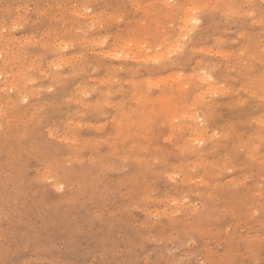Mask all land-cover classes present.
<instances>
[{"label": "rangeland", "instance_id": "374dc122", "mask_svg": "<svg viewBox=\"0 0 264 264\" xmlns=\"http://www.w3.org/2000/svg\"><path fill=\"white\" fill-rule=\"evenodd\" d=\"M165 1L0 0V27H5L0 28V45H3L0 46V87H4L3 91L0 88V97L4 100L0 98L3 102H0V113L2 109L6 111L0 114V264H264V155H261L264 154V139L261 140V135L254 133L255 120L264 119V85L257 86L258 78L264 75V63L260 65L264 55L261 47L254 44L251 51L246 53L247 57L239 53L248 35L258 41L262 39L259 32L262 28L258 30L257 23H254L264 21V0H187L188 3H184L185 0H168L169 7L164 5ZM189 5L194 8V13L193 9H188ZM193 5L199 8L198 11ZM172 6L174 9L170 8ZM226 7L232 10L227 11L229 14L225 13ZM193 14L197 16L196 20ZM89 19L93 24L88 23ZM250 19L255 21L251 22ZM78 22L82 29L78 27ZM170 22L172 24L169 25ZM163 23L168 26L165 27ZM152 24H157L155 30ZM184 24L189 26L185 27ZM176 25L179 27L176 28ZM190 25L195 27L192 29ZM181 27L183 31L179 32ZM86 30H92L91 34H87L89 32ZM56 32L64 39L60 35L58 37ZM137 35L138 41L142 38L146 42H138L134 38ZM10 38L17 49L9 45ZM81 38L86 40V44ZM132 38L137 41L135 44ZM115 42H119L117 48ZM43 44H46L44 48ZM121 44L123 47L119 48ZM169 44H175V48L169 49ZM10 46L12 49H9ZM87 46L90 50L85 48ZM154 46L164 53L166 50L168 59ZM152 48L157 52L149 50ZM19 49L21 53L18 54ZM169 50H173V55ZM12 52H17L15 54L18 56L13 57ZM130 52L141 55L130 58ZM156 56L162 60H156ZM17 57L20 61H16ZM63 62H70L71 65ZM220 64L223 65L221 68ZM105 67L107 71L111 67L110 71L107 72ZM239 73L242 76L239 77ZM255 74L258 77L253 80ZM160 75L167 80L170 78L171 82L166 80L161 84L165 79ZM157 76L161 77V81L157 80ZM199 76H206L210 83L215 80V86L224 85L213 91L207 90L208 85L204 87L206 84H202ZM5 78L10 79L7 81ZM96 78L99 82L103 80V84H99ZM105 78L111 81L106 83L108 86L105 85ZM147 78L154 79L153 86L147 87ZM181 78L189 79L185 81ZM113 79L119 83H113ZM12 81L18 82L20 91L24 89L26 92H20V96L14 95L15 91L10 87ZM22 82H26V87ZM147 82L150 81L147 79ZM180 82L185 85L183 92L190 104L187 106L189 110L185 108L183 112L189 113L191 110L192 116L194 111L196 117L193 114L194 119L190 122L188 117L176 112L175 117H171L173 121L170 120L172 127H169V132L174 131L171 128L177 130L178 127L179 136L189 137L190 147L186 155L174 153L166 144L155 151L142 153L134 146L138 133L133 132V135L130 133L126 137L129 140L126 139L123 146L117 147L120 140L112 139L111 109L104 105L103 100L109 98L114 103L121 101L126 109H132L136 104L135 109L141 110L142 103H135L132 97L134 84L141 87L142 93L155 96L158 90L163 91L165 87H174ZM142 83H146V87ZM100 85H104L103 88ZM117 87H121V91ZM220 89L225 90L223 94L217 93ZM32 91L36 92L34 96ZM206 91H210V95L205 96L208 94ZM175 92L178 94L180 91ZM23 93L29 94L30 99L22 98ZM129 98L133 99L132 102ZM23 102L26 103L23 105ZM178 103L175 101V105L180 106L181 103ZM19 108L21 112H18ZM29 111L33 113L28 115ZM180 117L185 124L181 123L183 120ZM14 122L20 125L15 126ZM1 126L12 128L6 130ZM188 126L195 129L193 134L188 132ZM193 136L194 141L191 139ZM240 136L247 144L245 148ZM206 145L209 147L206 158L194 154ZM255 150L260 155L251 154ZM186 159L189 163H186ZM183 162L186 164L184 170ZM171 166L176 170L173 168V171Z\"/></svg>", "mask_w": 264, "mask_h": 264}, {"label": "bare ground", "instance_id": "6f19581e", "mask_svg": "<svg viewBox=\"0 0 264 264\" xmlns=\"http://www.w3.org/2000/svg\"><path fill=\"white\" fill-rule=\"evenodd\" d=\"M166 1H168V0H166ZM165 1V2H166ZM179 1V0H178ZM215 1V0H214ZM213 1V2H214ZM217 1V0H216ZM235 1V0H234ZM245 1V0H244ZM248 1V0H247ZM154 2V1H153ZM164 2V1H163ZM180 2V1H179ZM181 2H184V1H181ZM188 3V1L187 0H185V2L184 3ZM203 2V1H202ZM230 2V1H229ZM228 2V3H229ZM233 2V1H232ZM242 2H243V0H242ZM246 2V1H245ZM168 3H169V1H168ZM168 3L166 2V3H164V5H167L168 7H169V5H168ZM173 3V2H172ZM175 3H176V5H177V3L178 2H176L175 1ZM183 3V4H184ZM208 3V2H207ZM221 2H219V4H220ZM231 3V2H230ZM8 4V3H7ZM156 4H158V3H156ZM161 4H163V3H161ZM204 4H206V2H204ZM215 4H216V2H215ZM223 4H225V3H223ZM222 4V5H223ZM234 4V3H233ZM247 4V3H246ZM152 5H153V3H152ZM174 5V4H173ZM211 5H212V3H211ZM244 5H245V3H244ZM155 6V5H154ZM153 6V7H154ZM156 6H158V5H156ZM155 6V7H156ZM190 6V5H189ZM196 6V5H195ZM194 5H193V7H195ZM201 6H202V4H201ZM206 6V5H205ZM213 6H214V4H213ZM229 6V5H228ZM235 6V5H234ZM264 6V5H263ZM38 7V6H37ZM36 7V8H37ZM69 7V6H68ZM160 7V6H159ZM174 6H172V7H170V8H173ZM232 7V6H231ZM162 8V7H161ZM203 8V7H202ZM212 8V7H211ZM210 8V9H211ZM220 7H218V9H219ZM238 8V7H237ZM236 8V9H237ZM263 8V7H262ZM9 8H7V12L9 11L8 10ZM152 9V8H151ZM160 9V8H159ZM174 9V8H173ZM177 8L175 7V11H177L176 10ZM181 9V8H180ZM188 9H193V13H194V8H192V6H190V8H188ZM195 9H196V7H195ZM199 9V8H198ZM198 9H196L197 11H198ZM205 8H203V10H204ZM207 9H209V7L207 8ZM209 9V10H210ZM235 9V10H236ZM84 10V9H83ZM154 10V9H153ZM179 10V9H178ZM183 10H185V8H183ZM212 10H213V8H212ZM223 10V9H222ZM220 11V12H223V11ZM234 10V9H233ZM11 11V10H10ZM75 11V10H74ZM85 11V10H84ZM150 11V10H149ZM156 11V10H155ZM168 11H169V9H168ZM174 11V12H175ZM181 10H179V12H180ZM186 11V10H185ZM184 11V12H185ZM215 11V10H214ZM217 11V10H216ZM225 11V10H224ZM227 11L229 12V11H232V10H227V7H226V14H229V13H227ZM250 11V10H249ZM12 12V11H11ZM11 12H10V14H11ZM65 12V11H64ZM80 12H82V11H80ZM169 12H171V11H169ZM220 12H218V13H220ZM240 12V11H239ZM238 12V13H239ZM264 12V11H263ZM9 13V12H8ZM77 13V12H76ZM163 13V12H162ZM168 12H166V13H164V14H167ZM173 13V12H172ZM181 13V12H180ZM248 14H249V12H247ZM252 13V12H251ZM154 14V13H153ZM174 14H178V13H174ZM183 14V13H182ZM201 14V13H200ZM232 14V13H231ZM240 14V13H239ZM242 14V13H241ZM191 15V14H190ZM244 15V14H243ZM247 15V14H246ZM6 16H7V14H6ZM94 16V15H93ZM160 16H161V14H160ZM175 16V15H174ZM177 16V15H176ZM188 16H189V14H188ZM192 16H194V14L192 15ZM196 16V15H195ZM195 16H194V19L196 20V18H195ZM210 16V15H209ZM245 16V15H244ZM263 16V15H262ZM83 17V16H82ZM98 17V16H97ZM159 17V16H158ZM162 17H163V15H162ZM161 17V18H162ZM168 17H169V14H168ZM168 17H165V18H167L168 19ZM180 17V16H179ZM179 17H177L178 19H181V18H179ZM197 17V16H196ZM246 17V16H245ZM248 17V16H247ZM8 18V17H7ZM86 18H88V17H86ZM93 18V17H92ZM92 18H90V19H92ZM164 18V17H163ZM185 18V17H184ZM187 18H189V17H187ZM186 18V19H187ZM205 18V17H204ZM259 18V17H258ZM2 19V18H1ZM0 19V20H1ZM9 19V18H8ZM89 19V20H90ZM166 19V20H167ZM190 19H193V18H190ZM203 19V18H202ZM4 20V19H3ZM2 20V21H3ZM10 20H11V18H10ZM73 20V19H72ZM83 20V19H82ZM85 20V19H84ZM83 20V21H84ZM101 20V19H100ZM165 20V21H166ZM170 20H173L172 18L170 19ZM169 20V21H170ZM177 20V19H176ZM187 20H189V19H187ZM194 20V22L196 23V21ZM251 20V19H250ZM92 21H93V19H92ZM91 20H90V22H88V23H91L92 22ZM104 21V20H103ZM168 20H167V22H169ZM178 22H179V20H177ZM176 21V22H177ZM182 21V20H181ZM180 21V22H181ZM252 21H255V20H251V22ZM258 21V20H257ZM255 22L254 24H256L257 25V28H258V30L259 29H261V31L259 30V32L261 33V36H262V39L260 40V41H258L257 39H254L253 38V36H250L249 37V35H248V37H247V39H245L244 40V42L241 44V47H240V49H238V50H240L239 51V53L241 52V53H243V55L245 54L246 55V53H248L249 51H251V48H253L254 46H253V44L254 45H258V46H260L261 47V49H262V51H263V55H264V21L262 20V23L261 24H259L258 22ZM65 22V21H64ZM85 22V21H84ZM156 23V21H153V23ZM184 21H182V23H183ZM72 23V22H71ZM100 23V22H99ZM136 23V22H135ZM161 23V22H160ZM181 23V24H182ZM185 23H187V21L185 22ZM193 23V22H192ZM191 23V24H192ZM199 23H200V21H199ZM213 23V22H212ZM4 24L6 25V22H4ZM8 24V23H7ZM66 24V23H65ZM82 24H84V23H82ZM87 24V23H86ZM92 24H93V22H92ZM101 24V23H100ZM170 24H172L171 22L169 23V25ZM77 25V24H76ZM132 25H134V24H132ZM137 25V24H136ZM157 24H155V26H156ZM163 25H165V27H167L166 26V24H164L163 23ZM185 25V27L186 26H189V24L187 25V24H184ZM184 25L182 26V27H184ZM193 25V24H192ZM198 25V24H197ZM80 26H82V25H80ZM87 26V25H86ZM92 26V25H91ZM90 26V27H91ZM152 26H154L153 24H152ZM155 26H154V30H155ZM2 27V26H1ZM0 27V28H1ZM4 27V26H3ZM2 27V28H3ZM78 27H79V22H78ZM93 27V26H92ZM158 27H159V25H158ZM162 27L163 26H161V29H162ZM176 28H178L179 26L178 25H176L175 26ZM182 27H181V29H180V31L179 32H181V31H183L182 30ZM192 26L190 25V28H191ZM193 27H195V26H193ZM193 27H192V29H193ZM5 28V27H4ZM58 28V27H57ZM79 28H81V27H79ZM55 29V28H54ZM82 29V28H81ZM96 29H98V28H96ZM167 28H165L164 30H166ZM184 29V28H183ZM195 29V28H194ZM2 30V29H1ZM4 30V29H3ZM62 30V29H61ZM79 30V29H78ZM93 30V29H92ZM91 30V31H92ZM138 30V29H137ZM151 30V29H150ZM159 30V29H158ZM170 31V30H172L171 28L170 29H167V31ZM177 30V29H176ZM199 30H200V28H199ZM86 31H88V30H86ZM90 31V32H91ZM133 31V30H132ZM132 31H131V35H133L132 34ZM55 32V31H54ZM89 32V31H88ZM87 33V34H91V33ZM136 32V31H135ZM163 32V31H162ZM161 32V33H162ZM57 34H58V32H56ZM64 33V32H63ZM84 34L86 33V32H83ZM146 33V32H145ZM161 33H160V35H161ZM174 33V32H173ZM188 33V32H187ZM186 33V34H187ZM189 33H190V31H189ZM62 34V33H61ZM87 34H86V36H87ZM93 34H95V33H93ZM129 34V35H130ZM136 34V33H135ZM147 35H148V32L146 33ZM163 34H164V32H163ZM177 34V33H176ZM252 34V33H251ZM250 34V35H251ZM1 35V34H0ZM4 35V34H3ZM48 35H50V34H48ZM59 35H60V33L57 35L58 37H59ZM128 35V36H129ZM146 35V36H147ZM151 35V34H150ZM154 35V34H153ZM152 35V36H153ZM159 35V36H160ZM165 35V34H164ZM174 35V34H173ZM6 36V35H5ZM56 36V37H57ZM61 36L62 35H60V38H61ZM85 36V37H86ZM97 36V35H96ZM95 36V37H96ZM149 36V35H148ZM147 36V37H148ZM151 36V40L153 39V37ZM177 36V35H176ZM1 37V36H0ZM7 37H8V35H7ZM10 37V36H9ZM63 37V39H64V36H62ZM140 37V36H139ZM142 37V36H141ZM161 37H162V35H161ZM169 37H170V35H169ZM172 37V36H171ZM178 38H180V37H182V36H180L179 37V35L177 36ZM177 37H175L176 39H177ZM256 37V36H255ZM3 38V37H2ZM12 38V37H11ZM10 38V39H11ZM52 38V37H51ZM82 38H83V36H82ZM81 38V39H82ZM87 38H88V36H87ZM93 38V37H92ZM91 38V39H92ZM97 38H98V36H97ZM96 38V39H97ZM120 38V37H119ZM128 38H130V40H131V37H128ZM134 38H137V41H138V35H137V37H134ZM145 38V37H144ZM160 38V37H159ZM163 38V37H162ZM164 38H166V36H164ZM173 38V37H172ZM80 39V40H81ZM89 39H90V37H89ZM89 39H87V40H89ZM116 39H118V38H116ZM121 40L120 41H122V43H124V41L122 40V38H120ZM133 39V38H132ZM142 38H140V40H141ZM166 39H168V38H166ZM174 39V38H173ZM175 39V40H176ZM186 39V38H185ZM197 39V38H196ZM242 39V38H241ZM259 39V38H258ZM83 40V39H82ZM85 40V39H84ZM83 40V41H84ZM102 40V39H101ZM110 40V39H109ZM108 40V41H109ZM125 40V39H124ZM127 40V39H126ZM139 40V41H140ZM147 40H148V38H147ZM160 40V39H159ZM177 40H179V39H177ZM183 39H181V41H182ZM217 40H219V39H217ZM221 40V39H220ZM55 41V40H54ZM99 41V40H98ZM104 41V40H103ZM102 41V42H103ZM106 41V40H105ZM117 41V40H116ZM136 40L134 41V39L132 40V42H133V44H135L134 42H137ZM138 41V42H139ZM143 41H145L144 39L143 40H141V42L143 43ZM156 41V40H155ZM157 41H158V38H157ZM165 41V40H164ZM184 41V40H183ZM182 41V42H183ZM215 42H216V40H214ZM222 41V40H221ZM241 41V40H240ZM254 41V42H253ZM9 42V41H8ZM12 42H14V41H12V39H11V42L9 43V45L12 43ZM18 42V41H17ZM16 42V43H17ZM53 42V41H52ZM58 42V41H57ZM100 42V41H99ZM146 42V41H145ZM144 42V43H145ZM149 42V41H148ZM147 42V43H148ZM151 42V41H150ZM159 42V41H158ZM160 42H163V41H161L160 40ZM1 43V42H0ZM42 43H44V42H42ZM55 43V42H54ZM84 43V42H83ZM82 43V44H83ZM157 43V42H156ZM165 43V42H164ZM173 43V42H172ZM174 43H177V41L176 42H174ZM181 43V42H180ZM75 44V43H74ZM85 44H86V40H85ZM115 44H117L116 42H115ZM118 44H119V42H118ZM117 44V46H115L116 48L119 46ZM140 44V43H139ZM155 43H153V45H154ZM158 44V43H157ZM161 44V43H160ZM167 44H168V42H167ZM216 44V43H215ZM5 45V44H4ZM8 45V46H9ZM13 44H11V46H12ZM17 45H20V44H18L17 43ZM41 45V44H40ZM39 45V46H40ZM46 45V44H45ZM45 45L43 44V48L45 47ZM48 45V44H47ZM52 45V44H51ZM76 45V44H75ZM104 45H105V43H104ZM103 45V46H104ZM110 45H111V43H110ZM141 45V44H140ZM165 45V44H164ZM172 45V44H171ZM170 44H169V46L171 47V48H169V46H167V49L169 48V49H172V47H174V45L173 46H171ZM0 46H2L3 47V45H0ZM11 46H10V48L9 49H12L11 48ZM14 46V48H16L17 49V47H15V44L13 45ZM12 46V47H13ZM83 46V45H82ZM106 46V45H105ZM124 46V47H123ZM122 46V44H121V46L119 47V48H121V47H123V48H125L126 49V47H125V43H124V45ZM133 46V45H132ZM132 46H130V47H132ZM145 46H147V45H145ZM158 46H159V44H158ZM160 46H163V43L160 45ZM183 46V45H182ZM211 46V45H210ZM215 46H217V45H215ZM253 46V47H252ZM19 47V46H18ZM21 47V46H20ZM48 47V46H47ZM50 48H51V46H49ZM60 47V46H59ZM58 47V48H59ZM144 47V46H143ZM152 46L150 45V48H151ZM165 47V49H166V46H164ZM214 47V46H213ZM80 48V47H79ZM85 48H87L88 50H90V48H88V46L87 47H85ZM94 48V47H93ZM107 48V47H106ZM114 48V47H113ZM116 48H114V50L116 49ZM122 48V49H123ZM137 48V47H136ZM153 48H155V49H157L158 51L160 50V49H158L157 48V46L155 47H153ZM153 48L152 49H149V50H152V52H157L156 50L155 51H153ZM175 48V47H174ZM198 48H200V47H198ZM216 48V47H215ZM2 49V48H1ZM0 49V50H1ZM4 49V48H3ZM95 49V48H94ZM104 49H105V47H104ZM124 49V50H125ZM141 49V47H139V50ZM182 49H183V47H182ZM189 49V48H188ZM187 49V50H188ZM208 49H210V48H208ZM6 50H8V49H6ZM48 49H46L45 51H47ZM92 50V49H91ZM98 50H99V48H98ZM113 50V49H112ZM138 50V49H137ZM136 50V51H137ZM177 49H175V51H176ZM178 50H180L181 51V49H178ZM192 50V52H193V49H191ZM211 50V49H210ZM210 50H208V51H210ZM217 50V49H216ZM253 50V49H252ZM13 52L15 51V50H12ZM19 51H20V49H19ZM23 51V50H22ZM106 51V50H105ZM105 51H102V52H104L105 53ZM122 50H120V52H121ZM131 51V50H130ZM135 51V52H136ZM141 51H143V49L141 50ZM160 51H162L163 52V50H160ZM165 51V53L163 52V54H165L166 55V57H167V59H168V56L169 55H167V52H166V50H164ZM170 51V54H172V51L173 50H169ZM190 51V50H189ZM195 51V50H194ZM220 51V50H219ZM7 52V51H6ZM5 52V53H6ZM13 52H12V55H13V57H16V56H18V54L19 53H21V51L20 52H18V54H15V53H17V52H15L14 54H13ZM93 52V51H92ZM135 52H133L134 54H135ZM177 52H179V51H177ZM177 52H175L174 54H176ZM191 52V51H190ZM203 52V51H202ZM214 52V51H213ZM218 52V51H217ZM224 52V51H223ZM4 53V52H3ZM74 53V52H73ZM94 53V52H93ZM99 53V52H98ZM101 53V52H100ZM99 53V54H100ZM104 53H103V55H104ZM119 53V52H118ZM122 53H124V52H122ZM131 54V52H130V54L132 55V57L131 56H129L130 58H135V56L137 55H134V54ZM138 53H139V51H138ZM142 53V55L145 53L144 51L143 52H141ZM147 53V52H146ZM204 53H207V52H204ZM215 53V52H214ZM1 54H2V52H1ZM162 54V55H163ZM194 54V53H193ZM208 54H212V53H208ZM225 54V53H224ZM250 54V53H249ZM253 54V53H252ZM3 55V54H2ZM5 55V54H4ZM7 55V54H6ZM16 55V56H15ZM70 55V57L72 58V54H69ZM111 55V54H110ZM115 55V54H114ZM122 54L120 53V56H121ZM138 55H141V54H138ZM137 55V56H138ZM161 55V56H162ZM173 55V54H172ZM213 55V54H212ZM217 55H219V54H217ZM239 55H242V54H239ZM248 55V54H247ZM247 55H246V57H247ZM255 55V54H254ZM262 55V54H261ZM1 56V55H0ZM9 56V55H8ZM20 56V55H19ZM25 56V55H24ZM116 56V55H115ZM144 56V55H143ZM219 56H222V55H219ZM251 56V55H250ZM5 57V56H4ZM4 57H2V58H4ZM22 57V56H21ZM21 57H20V59H21ZM127 57H128V54H127ZM166 57H164V58H166ZM192 57H193V55H192ZM1 58V59H2ZM9 58V57H8ZM7 58V60H9L10 58L12 59V57H10L9 59ZM25 58H26V56H25ZM124 57H122V59H123ZM129 58V59H130ZM139 58V57H138ZM144 58V57H143ZM155 58V57H154ZM157 56H156V60H157ZM222 58V57H221ZM239 58H240V56H239ZM242 58V57H241ZM250 58V57H249ZM253 58V57H252ZM251 58V59H252ZM259 58V57H258ZM17 59V60H16ZM15 60L16 61H20L19 59H18V57L16 58ZM24 59V58H23ZM65 59H67V58H65ZM73 59V58H72ZM86 59V58H85ZM116 59V58H115ZM127 58L125 57V60H126ZM141 60H142V58H140ZM146 59V58H145ZM160 61L162 60L161 58H160V56H159V58H158ZM217 59V58H216ZM243 59V58H242ZM246 59V61H248L247 60V58H245ZM2 60H4V59H2ZM6 60V59H5ZM14 60V61H15ZM22 60V59H21ZM56 60H57V58H56ZM63 60V59H62ZM70 60V59H69ZM74 60H77V59H74ZM79 60V59H78ZM124 60V61H125ZM158 60V61H159ZM164 60V59H163ZM223 60V59H222ZM29 60L27 59V61L26 62H28ZM68 61V60H67ZM82 61V60H81ZM159 61V62H160ZM164 61H166V60H164ZM217 61V60H216ZM252 61H253V59H252ZM9 63H10V61H8ZM23 61H21V63H22ZM26 62H25V64H26ZM50 62V61H49ZM86 62V61H85ZM101 63H102V61H100ZM156 62V61H155ZM198 62V61H197ZM221 62V61H220ZM14 63V62H13ZM15 63H17V62H15ZM64 63V62H63ZM69 64H67V62L66 63H64V64H67V65H71V63L70 62H68ZM83 63V62H82ZM146 63H147V59H146ZM193 63V62H192ZM210 63H212V62H210ZM259 63H260V61H259ZM263 63H264V57H263V59L261 60V63H260V65L262 66L263 65ZM18 64H20V63H18ZM24 64V65H25ZM28 64H30V63H28ZM51 64V63H50ZM74 64V63H73ZM72 64V65H73ZM77 64H78V62H77ZM77 64L76 65H74V67L75 66H77ZM87 64V63H86ZM201 64H202V62H201ZM221 64H222V62H221ZM220 64V65H221ZM1 65V64H0ZM9 65H11V64H9ZM21 65H23V64H21ZM88 65V64H87ZM205 65V64H204ZM8 66V65H7ZM17 66V65H16ZM51 66H53V65H51ZM50 66V67H51ZM197 66V65H196ZM206 66V65H205ZM223 65H221L220 66V68L222 67ZM246 66H248L247 64H246ZM9 67V69H10V66H8ZM18 67V66H17ZM17 67H16V70H17ZM32 67H33V65H32ZM68 67V66H67ZM70 67V66H69ZM85 67V66H84ZM2 68H3V66H2ZM1 68V69H2ZM7 68V67H6ZM12 68V67H11ZM56 68V67H55ZM82 68V67H81ZM108 68H109V66H108ZM196 68V67H195ZM204 68V67H203ZM209 68V67H208ZM207 68V69H208ZM262 68H263V73H264V65L262 66ZM4 69V68H3ZM8 69V70H9ZM28 69V68H27ZM85 69H86V67H85ZM105 69H106V67H105ZM110 69H111V67H110ZM110 69L108 70V71H110ZM211 69V68H210ZM223 69V68H222ZM247 69H249V67L247 68ZM32 70V69H31ZM68 70V69H67ZM77 70H78V68H77ZM80 70V69H79ZM84 70V69H83ZM128 70V69H127ZM192 69H190V71H191ZM205 70V69H204ZM215 70V69H214ZM220 70V69H219ZM224 70H225V68H224ZM3 71V70H2ZM1 71V72H2ZM10 71V70H9ZM9 71H8V74H9ZM25 71H26V69H25ZM42 71V70H41ZM106 71H107V69H106ZM107 71V72H108ZM207 71V70H206ZM208 71H210V70H208ZM207 71V72H208ZM222 71V70H221ZM244 71V70H243ZM17 72V71H16ZM70 72H71V70H70ZM76 72H78V71H75V73ZM79 72H81V71H79ZM176 72V71H175ZM196 72H198V71H196ZM205 72V71H204ZM207 72H205L206 73V75H207ZM226 72V71H225ZM247 72V71H246ZM22 73V72H21ZM28 73V72H27ZM26 73V75L28 76V74ZM51 73V72H50ZM106 73V72H105ZM110 73V72H109ZM114 73V72H113ZM210 73V72H209ZM216 73V72H215ZM219 73V72H218ZM217 73V74H218ZM3 74V73H2ZM12 75H13V73H11ZM30 74V73H29ZM51 74H53V72L51 73ZM50 74V75H51ZM111 74V73H110ZM187 74V73H186ZM191 74V73H190ZM199 74H201V73H198V75ZM203 74V73H202ZM216 74V75H217ZM6 75V74H5ZM10 75V74H9ZM17 75V74H16ZM15 74H14V76H16ZM19 75L21 76V74L19 73ZM18 75V76H19ZM47 75V74H46ZM60 75V74H59ZM109 75V74H108ZM129 75V74H128ZM176 75V74H175ZM192 75H193V73H192ZM205 75V74H204ZM219 75V74H218ZM240 75L242 76V74H240L239 73V77H240ZM246 75V74H245ZM0 76H1V74H0ZM7 76V75H6ZM13 76V77H14ZM48 76V75H47ZM53 76V75H52ZM62 75H60V77H61ZM115 76V75H114ZM130 76V75H129ZM161 76V75H160ZM160 76H157V80L159 79V81H161L160 79H161V77ZM164 76H166V75H164ZM168 76V75H167ZM166 76V77H167ZM169 76L170 77H172V75H170L169 74ZM168 76V77H169ZM212 76V75H211ZM5 77V76H4ZM8 77V76H7ZM21 77H23L24 78V76H21ZM26 77V76H25ZM29 77V76H28ZM58 76H56V77H54V78H57ZM100 77V76H99ZM109 77H110V75H109ZM112 77V76H111ZM160 77V78H159ZM177 77V76H176ZM179 77V76H178ZM184 78H185V76H183ZM188 77V76H187ZM192 77V76H191ZM196 77H197V75H196ZM196 77H194V79L196 78ZM210 77V76H209ZM217 77V76H216ZM244 77V76H243ZM258 77V75H256L255 74V76H254V79L253 80H255L256 78ZM23 78L21 79V80H23ZM51 78H53V77H51ZM94 78V77H93ZM101 78V77H100ZM198 78V77H197ZM247 78V77H246ZM6 79V78H5ZM10 79V78H9ZM9 79L7 80V81H9ZM14 79H16V78H14ZM19 79V78H18ZM25 79V78H24ZM27 79V78H26ZM62 79V78H61ZM91 79V78H90ZM97 79V78H96ZM106 79V78H105ZM147 79L150 81V82H147ZM145 81H146V83L147 84H149V86H147V87H150L151 85L153 86V84L155 83L154 81V83L152 82V80H154V79H149V78H147ZM162 79H165L164 80V82H161V84L162 83H166L168 80H170V82H171V79L169 78L168 80L166 79V78H163L162 77ZM176 79H178V78H176ZM186 79H189V78H186ZM186 79H182L181 78V80H185V81H187ZM192 79V78H191ZM213 79H215V76L213 77ZM11 80H13V78L11 79ZM50 80H52V79H50ZM57 80V79H56ZM55 80V81H56ZM108 80V78L106 79V82H105V85H106V83H110L111 81L109 80V82L107 81ZM117 80V79H116ZM115 79H113L112 80V82L113 83H115L114 81H116ZM144 80V79H143ZM167 80V81H166ZM174 80H175V78H174ZM199 80L200 81H202V84L203 85H205L204 87H206L207 85H208V89L207 90H214V88H216V87H219L220 88V86L222 87L223 85H219V86H215V85H213L214 84V82H215V80L212 82V83H210V82H208V78L206 77V76H199ZM218 80H219V78H218ZM244 80V79H243ZM246 80V79H245ZM53 81V80H52ZM54 81V82H55ZM93 81H95V79L93 80ZM97 81H98V79H97ZM100 81H101V79H100ZM119 81V80H118ZM144 81V82H145ZM159 81H158V83H159ZM166 81V82H165ZM173 81V80H172ZM176 81V80H175ZM180 81V80H179ZM178 81V82H179ZM190 81V80H189ZM198 81V80H197ZM217 81V80H216ZM220 81V80H219ZM238 81V80H237ZM4 82H6V81H4ZM20 82V81H19ZM96 82V81H95ZM99 82V81H98ZM98 82H97V84H98ZM102 82H104L103 80H102ZM102 82H99V84L100 83H102ZM121 82V81H120ZM123 82H126V81H123ZM142 82V81H141ZM152 82V83H151ZM174 82V81H173ZM177 82V81H176ZM18 83V82H17ZM17 83H15L14 81H12V84L10 85V87H11V89L12 90H14L15 91V93H14V95L16 94V96L18 95V96H20V92H23L24 91V89L22 90V91H20L21 90V88H19V86H18V84ZM25 83L26 82H22V85H24V87H26V85H25ZM49 83H52L51 81L49 82ZM56 83V82H55ZM58 83V82H57ZM117 83V82H116ZM115 83V84H116ZM119 83V82H118ZM117 83V84H118ZM127 83H128V81H127ZM130 83H132L131 82V80H130ZM134 83V82H133ZM145 83V84H146ZM191 83V82H190ZM199 83V82H198ZM201 83V82H200ZM2 84V83H1ZM103 84V83H102ZM125 84V83H124ZM142 84H144V83H142ZM145 84H144V86H145ZM172 84V83H171ZM186 84V83H185ZM264 85V75H261L259 78H258V84H257V86L258 85ZM20 85V84H19ZM29 85V84H28ZM30 85H32V84H30ZM126 85V84H125ZM124 85V86H125ZM128 85V84H127ZM141 85V84H140ZM155 85H157V83L155 84ZM154 85V86H155ZM175 85V84H174ZM173 85V86H174ZM188 85V84H187ZM186 85V86H187ZM9 86V85H8ZM101 87L102 86H104V85H100ZM106 86H108V85H106ZM110 86V85H109ZM118 86V85H117ZM168 86H170L169 84H168ZM183 86H185V85H182L181 84V82L180 83H178L176 86H174V87H169V88H167V87H165L166 89H163V91L162 90H158V92H157V94L155 95V96H151V95H146V94H144V93H142V89H141V87H139L138 85H136V84H134V86L132 87V89H131V91H132V97H134V102L135 103H137L138 101H140L141 103H142V109L141 110H138V109H140V108H138V109H135V106H136V104H135V106H134V108H132V109H126L125 107H124V105H123V103L120 101V102H117V103H114V102H112V100L111 99H109V98H107V96H106V98L107 99H105V98H103V96L102 95H100V96H102V98L103 99H105V100H103V101H105L104 103V105L106 106V107H108V108H110L111 109V116L109 117L110 118V124L112 125V129H113V136H112V139H116V140H120V144H117V147H121V146H123L126 142H127V140L126 139H128V138H126L130 133H138V141H136V144L134 143V146L135 147H138V150H142V153H143V151L144 152H146V151H150V150H153V151H155L157 148L159 149L161 146L163 147L164 146V144H166V145H168V148L171 150V151H173L174 153H181V154H183V155H186V153L188 152V150H189V143H190V140L188 139L189 137H182V136H179V133H178V127H177V130L176 129H174V128H171V129H173L174 131H171V133L169 132V127L172 125L171 123V121L170 120H172L171 119V117L176 113V112H178V114L180 113L181 114V116L183 117L184 115L186 116V118L188 117V120L190 119V122L191 121H193V119H194V116H193V114L195 113L194 111H193V114H192V116L190 115V112H191V110L189 111V113H186V111H188L189 109L187 108V106L189 107V105H188V96L185 94V92H183ZM191 86H193V85H191ZM213 86V87H212ZM32 87V86H31ZM94 87H96V86H94ZM130 87V86H129ZM146 87V86H145ZM158 87V86H157ZM164 87V86H163ZM0 88H2V87H0ZM4 88V87H3ZM2 88V90L1 91H3L4 89ZM9 88V87H8ZM7 88V89H8ZM23 88V87H22ZM28 88V87H27ZM35 88H36V90H37V87L35 86ZM82 88H83V86H82ZM85 88V87H84ZM100 88V87H99ZM103 88V87H102ZM117 88H120L119 90L121 91V87H117ZM116 88V89H117ZM131 88V87H130ZM142 88H143V86H142ZM152 88V87H151ZM160 88V87H159ZM191 88V87H190ZM197 88V87H196ZM229 88V87H228ZM40 89V88H39ZM105 89V88H104ZM146 88H144V90H145ZM148 89V88H147ZM147 89H146V91H147ZM153 89V88H152ZM185 89V88H184ZM192 89V88H191ZM190 89V90H191ZM30 90L31 89H29L28 91H29V93H31L30 92ZM32 90H34L33 88H32ZM35 90V91H36ZM94 90V89H93ZM92 90V92H94ZM97 90V89H96ZM95 90V91H96ZM123 90V89H122ZM126 90V89H125ZM149 90V89H148ZM0 91V92H1ZM11 91V90H10ZM84 91V90H83ZM91 91V90H90ZM103 91V90H102ZM101 91V92H102ZM124 91V90H123ZM175 91H180L178 94H176V92ZM201 91H202V89H201ZM205 91V90H204ZM215 91H217L216 89H215ZM223 90H221L220 89V92L218 91L217 93H222L223 94V92L225 91H223ZM13 92V91H12ZM24 92H26V91H24ZM81 92V91H80ZM97 92V91H96ZM98 92H100V91H98ZM97 92V93H98ZM106 92V91H105ZM104 92V93H105ZM119 92V91H118ZM138 92H140V94L138 93ZM206 92H208V94H206L205 96H208V95H210L209 94V92L210 91H206ZM206 92H203V94H205ZM228 92V91H227ZM9 93V92H8ZM28 93V92H27ZM36 93V92H35ZM33 91H32V94H33V96H34V94H35ZM84 93V92H83ZM96 93V94H97ZM149 93V92H148ZM217 93H216V95H217ZM26 94V93H25ZM82 94V93H81ZM86 94V93H85ZM107 93H105V95H106ZM117 94V93H116ZM119 94H121V93H119ZM128 94V93H127ZM176 94V95H175ZM192 94H194V92L192 93ZM196 94V93H195ZM201 94V93H200ZM199 94V95H200ZM8 95V94H7ZM6 95V96H7ZM23 95H24V93H23ZM29 97H30V95L29 94H27ZM27 95H24V96H22V98H29ZM37 95V94H36ZM88 95V94H87ZM213 95V94H212ZM2 96V95H1ZM15 96V97H16ZM81 96H83V95H81ZM99 96V97H100ZM121 96V95H120ZM178 96H180V98H177ZM12 97V96H11ZM192 97V99H193V96H191ZM211 97V96H210ZM1 98V97H0ZM38 98V97H37ZM102 98H101V102H102ZM2 99V98H1ZM17 99V98H16ZM26 99V100H27ZM30 99V98H29ZM31 99H32V97H31ZM36 99V98H35ZM41 99H44V98H41ZM130 100H131V98H129ZM3 100V99H2ZM6 100V99H5ZM13 100H14V97H13ZM18 100H19V98H18ZM17 100V101H18ZM39 100V99H38ZM133 100V99H132ZM132 100H131V102H132ZM197 100H198V98H197ZM210 100V99H209ZM4 101V100H3ZM7 101V100H6ZM16 101V100H15ZM16 101V102H17ZM29 101H33V100H29ZM37 101V100H36ZM40 101V100H39ZM53 101H55V100H53ZM73 101V100H72ZM71 101V102H72ZM175 101H178L179 103H181L180 104V106H178V105H175ZM0 102H2L1 100H0ZM12 102V101H11ZM16 102H15V105H16ZM48 102H49V100H48ZM51 102V101H50ZM78 102V101H77ZM127 102V101H126ZM130 102V103H131ZM199 102H200V99H199ZM199 102H195V103H199ZM202 102H203V100H202ZM206 102V101H205ZM3 103V102H2ZM10 102H8V104H9ZM19 103V101L17 102V104ZM24 103H26V102H23L22 104L24 105ZM29 103V102H28ZM33 104H35L34 103V101L32 102ZM44 103V102H43ZM178 103V104H179ZM201 103V102H200ZM207 103V102H206ZM12 104H14V102H12ZM37 104H39V103H37ZM41 104V103H40ZM39 104V105H40ZM44 104H46V103H44ZM102 104H103V102H102ZM139 104V103H138ZM214 104H216V103H214ZM0 105H1V103H0ZM11 105V104H10ZM21 105V104H20ZM30 105H32L31 103H30ZM47 105V104H46ZM52 105V104H51ZM129 105H131V104H129ZM204 105V104H203ZM213 105V104H212ZM5 106V105H4ZM25 106H27V105H25ZM42 106V105H41ZM126 106V105H125ZM138 106V105H137ZM140 106V105H139ZM195 106V105H194ZM23 108H24V106H22ZM21 107V108H22ZM32 107V106H31ZM3 108V107H2ZM5 108V107H4ZM13 108H15L14 106H13ZM16 108H18V106H16ZM15 108V109H16ZM45 108V107H44ZM107 108V109H108ZM117 108L119 109V110H117ZM186 108V111L185 112H183L184 111V109ZM195 108V107H194ZM207 108V110H208V106L206 107ZM210 108H212V107H210ZM1 109V108H0ZM11 109V108H10ZM25 109V108H24ZM33 109L35 110V108L33 107ZM188 109V110H187ZM3 111H5V109H2ZM11 110H13V109H11ZM33 110V111H34ZM199 110V109H198ZM201 110V109H200ZM2 111V112H3ZM15 111V110H14ZM20 111V108H19V110H18V112ZM25 111H26V109H25ZM1 112V113H2ZM6 112V111H5ZM5 112H3L4 114H5ZM8 112V111H7ZM16 112V111H15ZM21 112V111H20ZM32 112V111H31ZM30 111L27 113L28 115H29V113H31ZM200 112V111H199ZM0 113V114H1ZM23 113V112H22ZM33 113V112H32ZM192 113V112H191ZM201 113H202V110H201ZM3 114V115H4ZM16 115H17V113H15ZM24 114V113H23ZM23 114H21L22 116H23ZM183 114V115H182ZM189 114V115H188ZM198 114V113H197ZM207 114V113H206ZM6 115H7V113H6ZM5 115V116H6ZM8 115H9V113H8ZM12 115V114H11ZM11 115H10V117H11ZM14 115V114H13ZM20 115V114H19ZM18 115V116H19ZM20 115V116H21ZM32 115V114H31ZM195 115V114H194ZM199 115V114H198ZM202 115V114H201ZM204 115V114H203ZM202 115V116H203ZM2 116V115H1ZM4 116V117H5ZM19 116V117H20ZM177 116V115H176ZM179 116V115H178ZM177 116V117H178ZM206 116V115H205ZM10 117H9V119H10ZM19 117H16V118H19ZM27 117H29V116H27ZM26 117V118H27ZM66 117V116H65ZM173 117H175V116H173ZM172 117V118H173ZM195 117H196V115H195ZM3 118V117H2ZM22 118V117H21ZM29 118H31V117H29ZM29 118H28V120H29ZM108 118V117H107ZM181 118V117H180ZM8 119V118H7ZM15 119V118H14ZM175 119V118H174ZM185 119V118H184ZM196 119V118H195ZM22 120V119H21ZM20 120V121H21ZM32 120H33V118H32ZM176 120V119H175ZM178 120V119H177ZM181 120H183L182 118H181ZM200 120H202V119H200ZM5 121H10V120H5ZM15 121V120H14ZM18 121V120H17ZM25 121H26V119H25ZM59 121V120H58ZM173 121V120H172ZM187 121V120H186ZM19 122V121H18ZM22 122H23V120H22ZM32 121H30V123H31ZM171 122V123H170ZM184 122V120L181 122V123H183ZM188 122V121H187ZM189 122V123H190ZM1 123H3V122H1ZM13 123V122H12ZM15 123V122H14ZM20 123V122H19ZM19 123H17V124H19ZM25 123H27V122H25ZM189 123H187V125L189 124ZM194 123V122H193ZM255 127H254V133L255 134H260L261 135V137H260V139L261 140H263L264 139V119L262 120V119H259V120H255ZM5 124V123H4ZM16 123H15V126L17 125ZM29 123H27L26 125H28ZM178 124V123H177ZM184 124H185V122H184ZM191 124V123H190ZM6 125V124H5ZM9 125V124H8ZM7 125V126H8ZM20 125V124H19ZM26 125H23V126H26ZM66 125V124H65ZM64 125V126H65ZM77 125H79V124H77ZM89 125V124H88ZM199 125V124H198ZM11 126V125H10ZM22 126V125H21ZM180 126V125H179ZM185 126V125H184ZM193 126V125H192ZM2 127V126H1ZM172 127V126H171ZM3 128V127H2ZM8 128V127H7ZM7 128L5 127V128H3V129H6L7 130ZM10 128H12V127H10ZM10 128H8V129H10ZM26 128V127H25ZM64 128V127H63ZM66 128H68L67 127V125H66ZM181 128V127H180ZM183 128V127H182ZM185 128V127H184ZM22 129V128H21ZM65 129V128H64ZM168 129V133L166 134V130ZM2 130V129H1ZM53 130V129H52ZM180 130H182V129H180ZM187 130H188V132H190V134H193L192 133V131H194L195 129H191L189 126H188V128H187ZM16 131V130H15ZM23 131H24V129H23ZM197 131V130H196ZM204 131V130H203ZM1 132V131H0ZM66 132V131H65ZM70 132V131H69ZM197 132H199V130L197 131ZM4 133H5V131H4ZM6 133H8L7 131H6ZM30 133V132H29ZM53 133H55V132H53ZM67 133V132H66ZM133 133L132 134H130V135H133ZM195 133V132H194ZM1 134V133H0ZM65 134V133H64ZM111 134H112V132H111ZM200 134H202V133H200ZM68 135H70V134H68ZM67 135V136H68ZM72 135V134H71ZM129 135V136H130ZM196 135H198V134H196ZM206 135H207V133H206ZM213 134H211V136H212ZM9 136V135H8ZM12 137V136H11ZM14 137V136H13ZM198 137V136H197ZM201 137V136H200ZM216 137V136H215ZM219 137H221V136H219ZM68 138H69V136H68ZM209 138V137H208ZM214 138V137H213ZM222 138V137H221ZM220 138V140H222ZM224 139H225V137H223ZM240 139H241V141H242V143H243V148H245L246 146H247V144L246 143H244V140H242V138H241V136L239 137ZM192 139V141H194L195 140V138H194V136H193V138H191ZM215 139V138H214ZM13 140V139H12ZM85 140V139H84ZM88 140V139H87ZM129 140V139H128ZM207 140V139H206ZM217 140V139H216ZM215 140V141H216ZM71 141H73V139L71 140ZM74 141H75V138H74ZM201 141V139L199 140V142ZM203 139H202V143H203ZM209 142L211 141L212 142V140H208ZM214 141V142H215ZM246 141H248L247 139H246ZM1 142V141H0ZM22 142V141H21ZM86 142V141H85ZM90 142V141H89ZM207 142V141H206ZM82 143H84V142H82ZM193 143V145H194V142H192ZM205 143V142H204ZM21 144V143H20ZM107 144V143H106ZM200 144H201V142H200ZM213 144V143H212ZM58 145V144H57ZM73 145V144H72ZM108 145H109V143H108ZM107 145V146H108ZM112 145V144H111ZM198 145V144H197ZM60 146H61V144H60ZM18 147V146H17ZM110 147V146H109ZM134 147V148H135ZM198 148V147H197ZM200 148V147H199ZM207 149H209V147H208V145H206V146H203L200 150H198L197 152H194V154L195 155H197L198 157H202L203 159L204 158H206V151H207ZM75 150V149H74ZM254 150V149H253ZM111 151V150H110ZM190 152H191V150H190ZM74 153V152H73ZM192 153V152H191ZM191 153L189 154V155H191ZM252 153H257V154H259L260 155V153H258L256 150H255V152H251V154ZM23 155V154H22ZM73 155V154H72ZM261 155H264V154H262L261 153ZM216 156H219V155H216ZM183 157V156H182ZM262 157H264V156H262ZM188 158V157H187ZM185 159V158H184ZM188 159H186V163H189V161H187ZM197 160H200L199 158L197 159ZM215 161H217L216 159H215ZM185 162V161H184ZM182 163V164H185V163ZM191 162V161H190ZM203 162V161H202ZM44 163V162H43ZM47 163V162H46ZM200 163V162H199ZM205 163V165L206 164H208V162H203V164ZM191 164V163H190ZM201 164V163H200ZM215 164H218L217 162H215ZM209 165V164H208ZM66 166V165H65ZM176 166V164L174 165V167ZM186 166V164L185 165H183V170H184V167ZM191 166H192V164H191ZM42 167V166H41ZM173 167V168H174ZM202 167H206V166H203L202 165ZM79 168V167H78ZM170 168V167H169ZM171 168H172V166H171ZM170 168V169H171ZM173 168H172V170H173ZM176 168V167H175ZM174 168V169H175ZM178 168V167H177ZM198 168H199V166H198ZM72 169V168H71ZM180 169V168H179ZM186 169V168H185ZM188 169V168H187ZM186 169V170H187ZM46 170V169H45ZM176 170V169H175ZM194 170V169H193ZM203 169H201V171H202ZM209 170V169H208ZM26 171V170H25ZM75 171V170H74ZM73 171V172H74ZM174 171V170H173ZM91 172V171H90ZM170 172H171V170H170ZM203 172V171H202ZM205 172V171H204ZM203 172V173H204ZM41 173V172H40ZM104 173V172H103ZM46 174V173H45ZM44 174V176H46ZM176 174V173H175ZM186 174V173H185ZM43 175V174H42ZM48 175V174H47ZM52 175H54V174H52ZM69 175V174H68ZM203 175V174H202ZM93 176V175H92ZM206 176V175H205ZM85 177V176H84ZM188 177V176H187ZM42 178V177H41ZM102 178V177H101ZM30 179V178H29ZM46 179V178H45ZM50 179V178H49ZM126 179V178H125ZM186 179V178H185ZM47 180V179H46ZM56 180V179H55ZM67 181V180H66ZM187 181V180H186ZM189 181V180H188ZM187 181V182H188ZM26 182V181H25ZM190 182H191V180H190ZM205 182V181H204ZM193 183V182H192ZM209 183V182H208ZM59 184V183H58ZM57 184V185H58ZM205 184V183H204ZM219 184V183H218ZM207 185V184H206ZM77 186V185H76ZM221 186V185H220ZM206 187V186H205ZM216 187H217V185H216ZM53 188V187H52ZM184 188H185V186H184ZM207 188V187H206ZM223 191V190H222ZM227 191V190H226ZM37 192H38V190H37ZM43 192V191H42ZM257 193V192H256ZM258 193H260V192H258ZM20 194V193H19ZM180 195V194H179ZM178 195V196H179ZM181 195H182V193H181ZM21 196V195H20ZM18 197H19V195H18ZM34 197H35V195H34ZM175 199V198H174ZM186 200V199H185ZM256 202V201H255ZM188 205V204H187ZM121 207V206H120ZM185 207V206H184ZM195 208H196V206H195ZM95 211V210H94ZM156 212V211H155ZM188 212V211H187ZM149 213V212H148ZM233 219V218H232ZM187 222V221H186ZM225 228V227H224ZM246 228V227H245ZM247 229V228H246ZM245 230V229H244ZM233 232V231H232ZM259 235V234H258ZM249 236V235H248ZM260 236V235H259ZM65 240V239H64Z\"/></svg>", "mask_w": 264, "mask_h": 264}]
</instances>
